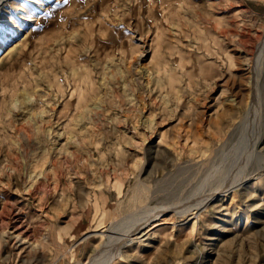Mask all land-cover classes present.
<instances>
[{
  "label": "rangeland",
  "instance_id": "obj_1",
  "mask_svg": "<svg viewBox=\"0 0 264 264\" xmlns=\"http://www.w3.org/2000/svg\"><path fill=\"white\" fill-rule=\"evenodd\" d=\"M22 2H0V264H90L109 235L104 264H264V0L32 1L18 31Z\"/></svg>",
  "mask_w": 264,
  "mask_h": 264
},
{
  "label": "bare ground",
  "instance_id": "obj_2",
  "mask_svg": "<svg viewBox=\"0 0 264 264\" xmlns=\"http://www.w3.org/2000/svg\"><path fill=\"white\" fill-rule=\"evenodd\" d=\"M2 1H5V0H0V2L2 3ZM26 2H22L20 5H21V9H22V12H21V14L19 15V18H16V19H14L12 22H14L15 23V28H17V30L18 31H21V30H24L25 29V27H26V24H25V22L26 21H28V20H31L32 18H33V16L35 15V13H36V10H37V8L38 7H36V6H34V5H32L31 4V2L32 1H35V2H38V3H43L44 2V0H25ZM7 10V9H6ZM14 45V44H13ZM16 45V44H15ZM11 47V46H10ZM14 46H12L11 48H13ZM10 48V49H11ZM9 51V50H8ZM88 90V89H87ZM87 96V95H86ZM257 110H258V104L256 103V101L255 102H253L252 103V105H251V109H250V111L248 112V117H251V116H254V114L257 112ZM242 143V142H241ZM251 148V147H250ZM238 149V148H237ZM151 151V150H150ZM149 151V152H150ZM250 152V151H249ZM254 151H252V153H253ZM242 153V152H241ZM263 155V154H262ZM56 162V161H55ZM55 165V164H54ZM215 168V167H214ZM212 169V168H211ZM238 169H239V167H238ZM256 170V169H255ZM243 172H244V169L243 168H240L239 170H237V173L234 175V178L233 179H235V182L237 183V181H243L244 179H245V177H243L244 175H243ZM243 175V176H242ZM226 176H227V174H226ZM232 177V176H231ZM227 178V177H226ZM223 179L226 181V179H225V177L223 176V177H220L219 179H218V181L215 183V185H216V189L213 191V193L215 192V191H217V192H219V193H222V192H224V191H227L228 189H230L231 187H233V186H231L230 184L229 185H226L225 186V181H223ZM233 179H231L230 178V180L232 181ZM241 183V182H240ZM233 184V183H232ZM215 187V186H214ZM234 188V187H233ZM243 188V187H242ZM230 192V191H229ZM212 193V194H213ZM210 194V193H209ZM226 194H227V192H226ZM208 196H210V195H208ZM213 196V195H212ZM211 197V196H210ZM199 198H202L201 199V201H199ZM198 199H197V204H191L190 206H186V205H184V206H181V208L180 209H177V211L179 212V213H181V215H183V214H185L186 212H187V210H191V209H193L196 205H198L199 206V204H201L202 203V205H203V202H205V200L206 199H209V198H206L205 197V195H204V197H199ZM199 201V202H198ZM208 201V200H207ZM201 205V206H202ZM164 207V206H163ZM196 208V207H195ZM142 211V210H141ZM143 212V211H142ZM156 212V211H155ZM154 215H156V214H154ZM146 216V215H145ZM111 220H113V219H111ZM132 220V219H131ZM134 220V219H133ZM149 220V219H148ZM148 220H146V221H144V222H141V223H137V224H135V225H133V226H127L126 228H124V226H123V229L126 231V234L128 233H130V231H135L136 229H139L142 225H144ZM158 220H160V221H158V222H156V223H153V227H155V226H157V225H160V224H162V223H165L166 222V220H164V219H158ZM142 221V220H141ZM109 222V221H108ZM139 222V221H138ZM111 223V222H110ZM117 223H119V224H117ZM122 220L120 221V222H112L111 223V225H109V227L108 228H111V230H112V228H114L115 226L117 227V226H122ZM130 223V222H129ZM106 225H108V224H106ZM132 225V224H131ZM106 227V226H105ZM152 227V226H151ZM119 231V230H118ZM97 232V231H96ZM105 232V231H104ZM103 232V233H104ZM122 232V231H121ZM120 232V233H121ZM91 233V232H90ZM93 233V232H92ZM134 233V232H133ZM124 234V233H123ZM117 236H119V235H117ZM123 236V235H122ZM130 235H126V238H128ZM114 238H116V237H114ZM119 238V237H118ZM121 238V237H120ZM127 240V239H126ZM132 240V239H131ZM115 241H117V240H115ZM119 241V240H118ZM102 243V242H101ZM111 243H112V236L111 235H109L108 236V239H106V241L103 243V248H101V250H100V252H99V254H97L95 257H93L92 258V261H91V263L90 264H104V263H106V262H109V263H111V262H113L114 263V261H115V263H116V258H117V255H119L116 251H114V249L112 248V245H111ZM117 243V242H116ZM122 243V242H121ZM118 244V243H117ZM120 244V243H119ZM114 245V244H113ZM116 245V244H115ZM117 246V245H116ZM123 246H124V244H123ZM119 247V246H118ZM100 249V248H99ZM112 251H114V254H110ZM113 253V252H112Z\"/></svg>",
  "mask_w": 264,
  "mask_h": 264
}]
</instances>
